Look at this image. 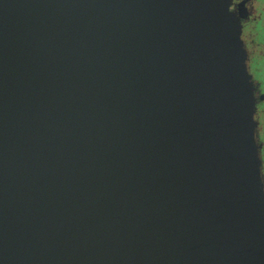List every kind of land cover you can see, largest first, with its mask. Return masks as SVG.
Instances as JSON below:
<instances>
[{
  "label": "water",
  "instance_id": "95a60500",
  "mask_svg": "<svg viewBox=\"0 0 264 264\" xmlns=\"http://www.w3.org/2000/svg\"><path fill=\"white\" fill-rule=\"evenodd\" d=\"M249 14L0 0V264H264Z\"/></svg>",
  "mask_w": 264,
  "mask_h": 264
},
{
  "label": "flooded vegetation",
  "instance_id": "af4514ba",
  "mask_svg": "<svg viewBox=\"0 0 264 264\" xmlns=\"http://www.w3.org/2000/svg\"><path fill=\"white\" fill-rule=\"evenodd\" d=\"M240 4H243L244 8H250V14L246 22L242 23L240 38L247 53L246 64L248 72L252 75L253 66L256 65L257 62L264 60V41H259V37L264 36V29L260 30V24L264 16V6H262L258 0H230V10H236ZM258 115V112H256L255 119L259 121ZM258 130L260 143L263 144L260 138V124ZM261 157L263 163L262 173L264 176V144L261 148Z\"/></svg>",
  "mask_w": 264,
  "mask_h": 264
},
{
  "label": "rangeland",
  "instance_id": "374dc122",
  "mask_svg": "<svg viewBox=\"0 0 264 264\" xmlns=\"http://www.w3.org/2000/svg\"><path fill=\"white\" fill-rule=\"evenodd\" d=\"M258 2L262 6H264V0H258ZM260 26H261L260 30L264 29V16ZM259 41L263 42L264 36H260ZM252 75H253V79L260 84L261 94L264 95V60L257 62L256 65L253 66ZM257 112L259 114L258 115L259 121L258 120L257 121L260 124V128H261L260 138L264 144V100L260 102L259 105L257 106Z\"/></svg>",
  "mask_w": 264,
  "mask_h": 264
}]
</instances>
